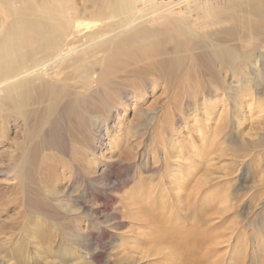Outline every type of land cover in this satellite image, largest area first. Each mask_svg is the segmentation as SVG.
<instances>
[{
  "label": "bare ground",
  "instance_id": "bare-ground-1",
  "mask_svg": "<svg viewBox=\"0 0 264 264\" xmlns=\"http://www.w3.org/2000/svg\"><path fill=\"white\" fill-rule=\"evenodd\" d=\"M159 85L175 107L164 117L183 115L178 132L188 129L191 146L187 151L181 141L171 139L168 148L162 138L159 151L167 183L163 192L151 189L149 207L152 211L157 203L152 213L162 214L163 219L149 220V235L153 238V227L159 224L162 242L168 246H161L154 236L157 246L150 247L149 253L159 255L160 264H222L225 261H201L199 215H204L211 231L206 238L209 249L217 242L213 234L217 225L212 206L201 205L199 198L206 184L209 189L216 183L209 185L214 177L199 169L210 167L212 154L226 148V140L217 132L227 126L230 98L249 116H264V0H0V116L25 121L31 148L18 157L20 187L43 196L38 203L31 202L33 208L73 214L69 206L50 203L59 197L53 175L61 177L64 169L59 167L66 166L65 171L74 169L89 178V168L97 164L96 157L87 158L95 155L96 146L90 143L96 139L93 133L109 130L110 123L121 131L127 106L144 113L139 105ZM219 106L224 109L218 114ZM191 110L192 125L185 119ZM63 129L69 136L73 164L67 166L65 158L57 160L43 166L48 172L39 178L34 171L38 154L62 149ZM36 178L39 182L32 189ZM136 201H130V210L142 205ZM230 201L227 194L222 208L230 207ZM33 233L40 235V230ZM34 237L35 244L38 238L42 241ZM23 244L13 249L14 257L27 253ZM65 250L74 248L61 244L59 251Z\"/></svg>",
  "mask_w": 264,
  "mask_h": 264
},
{
  "label": "rangeland",
  "instance_id": "rangeland-1",
  "mask_svg": "<svg viewBox=\"0 0 264 264\" xmlns=\"http://www.w3.org/2000/svg\"><path fill=\"white\" fill-rule=\"evenodd\" d=\"M162 88L159 85L155 91L149 90L148 98L139 105L142 109L144 107V113L139 114L131 105L127 106L121 131L118 129L117 132L110 123L115 129L109 126V130L103 128L101 132L93 133L96 139H91V135L90 143L96 146L92 149L95 155H88L87 158L96 157L94 162L97 164L89 168V178L74 173V169L72 172L65 171L66 166L59 167V170L64 169L61 177L53 175V188L59 192V197L50 203L53 207L59 203L69 206L74 210L71 215L61 209H45L43 213L40 206H31L32 201L38 203L43 196L31 192L39 182L37 178L31 183V193L20 187L18 157L31 146L26 143L27 127L21 117L2 112L6 117L0 116V264H160V256L149 253L150 247L157 246L155 237L162 242L160 225H154L151 238L149 220H161L163 216L152 213L158 204L153 205L151 211L149 193L153 188L165 191L163 188L167 183L164 176L167 169L160 152L163 148L161 141L164 137L168 148L171 147L168 144L171 139L181 141L187 151L191 146L186 138L188 129L178 132L184 125L183 115L164 117L163 113H170L175 107L168 102ZM221 98L224 99L223 96L217 99ZM227 103L228 114L224 120L227 126L220 127L217 132L221 140H226V148L212 154L215 158L213 166L206 167V164L201 172L199 169V173L214 177L209 185L216 183V186L211 185L213 187L208 185L209 189L206 184L199 198L201 205L212 206L210 212L217 225L213 231L217 242L209 249L206 238L211 231L205 224L204 215H199L202 220H199V228L203 235L201 248L199 246L201 261H225L222 264L264 261V116H249L245 108L238 110L232 98ZM218 108L219 114L224 108ZM186 112L185 119L192 125L195 113L193 110ZM160 124L165 125V129L163 126L159 130L157 127ZM64 129L60 133L65 144L62 149L38 154L37 170L32 169L39 173V178L45 177L48 172L43 166L54 165L57 160L65 158L69 161L65 165L73 164L69 136ZM97 138L103 143H99ZM110 138L113 146L108 145ZM258 143L262 146L253 148ZM244 146L252 147L244 149ZM227 194L231 197V204L224 209L222 202ZM134 199L142 203L136 204L138 210L135 211L130 210L133 206H129ZM145 201L147 204H144ZM39 230L40 235H34L33 232ZM34 236L41 237L42 241L38 238L39 243L35 244ZM21 243H24L27 253L14 257L12 251ZM61 244L71 246L75 251L65 250L62 253L59 251ZM160 245L168 246L163 242Z\"/></svg>",
  "mask_w": 264,
  "mask_h": 264
}]
</instances>
